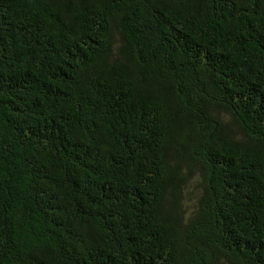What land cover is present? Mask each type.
<instances>
[{
	"label": "trees",
	"instance_id": "1",
	"mask_svg": "<svg viewBox=\"0 0 264 264\" xmlns=\"http://www.w3.org/2000/svg\"><path fill=\"white\" fill-rule=\"evenodd\" d=\"M0 264H264V0H0Z\"/></svg>",
	"mask_w": 264,
	"mask_h": 264
}]
</instances>
